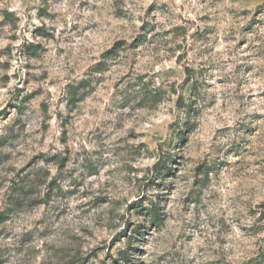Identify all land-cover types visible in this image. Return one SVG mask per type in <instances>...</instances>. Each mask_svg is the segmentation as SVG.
Returning a JSON list of instances; mask_svg holds the SVG:
<instances>
[{"label":"clouds","instance_id":"obj_1","mask_svg":"<svg viewBox=\"0 0 264 264\" xmlns=\"http://www.w3.org/2000/svg\"><path fill=\"white\" fill-rule=\"evenodd\" d=\"M0 264H264V0H0Z\"/></svg>","mask_w":264,"mask_h":264}]
</instances>
